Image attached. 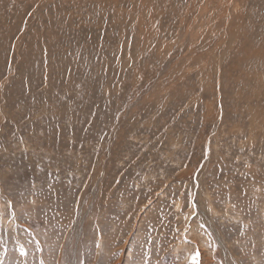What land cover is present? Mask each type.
<instances>
[{
	"label": "rangeland",
	"instance_id": "1",
	"mask_svg": "<svg viewBox=\"0 0 264 264\" xmlns=\"http://www.w3.org/2000/svg\"><path fill=\"white\" fill-rule=\"evenodd\" d=\"M0 264H264V0H0Z\"/></svg>",
	"mask_w": 264,
	"mask_h": 264
}]
</instances>
